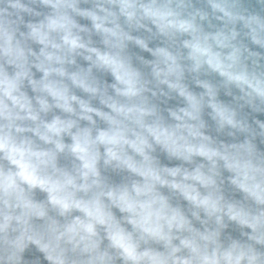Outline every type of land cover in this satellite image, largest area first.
Returning a JSON list of instances; mask_svg holds the SVG:
<instances>
[{"label":"clouds","instance_id":"1","mask_svg":"<svg viewBox=\"0 0 264 264\" xmlns=\"http://www.w3.org/2000/svg\"><path fill=\"white\" fill-rule=\"evenodd\" d=\"M0 264H264V0H0Z\"/></svg>","mask_w":264,"mask_h":264},{"label":"water","instance_id":"2","mask_svg":"<svg viewBox=\"0 0 264 264\" xmlns=\"http://www.w3.org/2000/svg\"><path fill=\"white\" fill-rule=\"evenodd\" d=\"M145 56H147V54H144Z\"/></svg>","mask_w":264,"mask_h":264}]
</instances>
